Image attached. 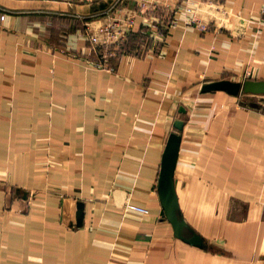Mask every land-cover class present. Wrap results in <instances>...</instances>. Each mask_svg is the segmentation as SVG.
<instances>
[{"label": "crops", "instance_id": "crops-1", "mask_svg": "<svg viewBox=\"0 0 264 264\" xmlns=\"http://www.w3.org/2000/svg\"><path fill=\"white\" fill-rule=\"evenodd\" d=\"M124 16L150 36L135 50L130 33L114 70L54 49ZM219 78H264V0H0V264H264V94L200 90ZM173 130L205 248L159 200Z\"/></svg>", "mask_w": 264, "mask_h": 264}, {"label": "water", "instance_id": "water-1", "mask_svg": "<svg viewBox=\"0 0 264 264\" xmlns=\"http://www.w3.org/2000/svg\"><path fill=\"white\" fill-rule=\"evenodd\" d=\"M200 90H224L230 94H239L240 92L261 94L264 93V78H247L242 81L219 78L201 83ZM181 110L184 111L183 108ZM173 126L177 130H181L183 120L176 118L173 121ZM180 140L181 134L174 130L169 132L166 138L157 177V192L164 214L172 224L174 234L188 243L205 248L207 244L204 237L187 223L180 211L174 184V169ZM76 215L81 216V209L77 210Z\"/></svg>", "mask_w": 264, "mask_h": 264}, {"label": "built area", "instance_id": "built-area-1", "mask_svg": "<svg viewBox=\"0 0 264 264\" xmlns=\"http://www.w3.org/2000/svg\"><path fill=\"white\" fill-rule=\"evenodd\" d=\"M140 5L143 6L144 2H141ZM190 9V6H187L184 12L189 13ZM193 20L197 19L192 17ZM167 21L169 22L166 26L175 24L173 19ZM133 26L134 20L132 16L112 18L107 23L98 26L95 30L85 33L87 39L85 51H76L63 46L55 47L54 49H58L59 52L65 53L68 57L79 61L86 68L114 70L115 63L113 61L118 60L125 52L124 43L129 37ZM198 26L202 29L206 28V24L203 23L198 24ZM149 36L139 39L135 50H145L146 39ZM124 208L141 213L149 211L146 206L130 200L124 202Z\"/></svg>", "mask_w": 264, "mask_h": 264}, {"label": "trees", "instance_id": "trees-1", "mask_svg": "<svg viewBox=\"0 0 264 264\" xmlns=\"http://www.w3.org/2000/svg\"><path fill=\"white\" fill-rule=\"evenodd\" d=\"M135 34H136L135 32H134V33H131L130 37H131V36H134L135 38H132V39L137 40V42H138L139 39L144 38V35H141V33H140V34L137 33V36H135ZM148 41H149V40H146V43H147Z\"/></svg>", "mask_w": 264, "mask_h": 264}, {"label": "rangeland", "instance_id": "rangeland-1", "mask_svg": "<svg viewBox=\"0 0 264 264\" xmlns=\"http://www.w3.org/2000/svg\"><path fill=\"white\" fill-rule=\"evenodd\" d=\"M242 93H244V92H242ZM264 94V93H263ZM263 94H261V95H263ZM258 95V94H257Z\"/></svg>", "mask_w": 264, "mask_h": 264}]
</instances>
